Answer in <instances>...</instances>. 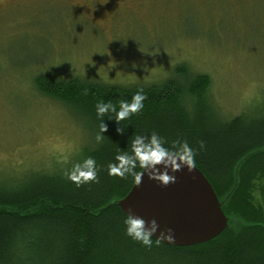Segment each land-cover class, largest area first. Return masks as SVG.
I'll use <instances>...</instances> for the list:
<instances>
[{
    "label": "rangeland",
    "instance_id": "374dc122",
    "mask_svg": "<svg viewBox=\"0 0 264 264\" xmlns=\"http://www.w3.org/2000/svg\"><path fill=\"white\" fill-rule=\"evenodd\" d=\"M179 66L209 78L217 120L263 115L264 0H0V183L58 171L94 142L41 78L147 87L179 82Z\"/></svg>",
    "mask_w": 264,
    "mask_h": 264
},
{
    "label": "trees",
    "instance_id": "16d2710c",
    "mask_svg": "<svg viewBox=\"0 0 264 264\" xmlns=\"http://www.w3.org/2000/svg\"><path fill=\"white\" fill-rule=\"evenodd\" d=\"M158 85L123 88L79 78H41L37 89L88 123L95 136L101 121L104 140L84 147L77 161L92 156L99 182L77 188L66 165L58 171L31 173L28 179L0 183V264H264V114L242 113L219 121L207 97L210 80L191 76ZM143 109L125 120L115 113L96 114L98 102L119 109L138 90ZM120 128L118 132L117 129ZM156 131L169 144L187 140L197 148L195 167L211 185L227 228L214 240L190 247L145 248L124 235V214L117 206L134 184L107 174V164L130 149L136 135ZM204 141L203 151L198 149ZM142 171V170H138Z\"/></svg>",
    "mask_w": 264,
    "mask_h": 264
},
{
    "label": "clouds",
    "instance_id": "9594fccd",
    "mask_svg": "<svg viewBox=\"0 0 264 264\" xmlns=\"http://www.w3.org/2000/svg\"><path fill=\"white\" fill-rule=\"evenodd\" d=\"M145 99L146 94L141 89L132 95L130 103L121 101L118 110L111 103L98 102L95 106L96 114L98 117H103L105 113L113 112L115 121L119 123L132 114L140 112L144 107ZM102 121L95 136L97 144L104 140L103 134L107 130V125ZM117 131L121 132L120 128ZM204 148V141H200L198 149L203 151ZM196 155L197 148L192 147L187 140L177 139L169 144L163 136L152 131L148 134L136 135L131 141L130 149L121 151L113 161L107 164V174L121 179L132 177L136 186L141 183V177L147 175L149 180L156 181L161 186H167L176 182L174 173L182 168L188 172L195 169ZM63 162L69 163L68 158L65 157ZM99 171L100 167L96 159L87 156L72 162L71 167L64 174L68 181L79 188L82 185L98 183ZM122 223L124 235L145 248H151L153 241L157 246L174 242L173 230L171 228L160 229L154 219L147 221L146 226V221L142 217L125 212Z\"/></svg>",
    "mask_w": 264,
    "mask_h": 264
},
{
    "label": "water",
    "instance_id": "95a60500",
    "mask_svg": "<svg viewBox=\"0 0 264 264\" xmlns=\"http://www.w3.org/2000/svg\"><path fill=\"white\" fill-rule=\"evenodd\" d=\"M159 167V166H158ZM176 182L161 186L141 177L117 206L125 215L131 213L146 221L155 220L160 229L171 228L175 237L171 247L205 244L220 236L227 228L221 204L205 178L195 167L191 172L181 169L174 173Z\"/></svg>",
    "mask_w": 264,
    "mask_h": 264
},
{
    "label": "bare ground",
    "instance_id": "6f19581e",
    "mask_svg": "<svg viewBox=\"0 0 264 264\" xmlns=\"http://www.w3.org/2000/svg\"><path fill=\"white\" fill-rule=\"evenodd\" d=\"M202 173V172H201ZM122 200V199H121ZM120 201V200H119Z\"/></svg>",
    "mask_w": 264,
    "mask_h": 264
}]
</instances>
